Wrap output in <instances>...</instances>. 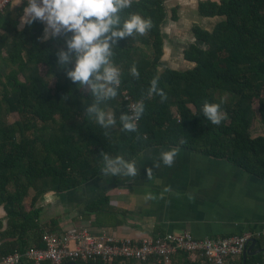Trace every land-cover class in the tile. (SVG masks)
I'll use <instances>...</instances> for the list:
<instances>
[{
  "label": "trees",
  "instance_id": "16d2710c",
  "mask_svg": "<svg viewBox=\"0 0 264 264\" xmlns=\"http://www.w3.org/2000/svg\"><path fill=\"white\" fill-rule=\"evenodd\" d=\"M24 4L0 14V206L6 212L0 217V262L45 247L44 235L58 229L56 221H42L41 199L94 179L101 173V151L137 159L153 148L177 147L264 179V134H258L264 130V0H200L199 15L220 21L211 31L193 26L200 45L185 51V59L195 63L185 71L158 68L169 17L166 0H131L122 14L139 13L151 19L152 27L113 46L110 59L121 69V82L117 95L101 107L117 117L127 112L126 91L135 102L143 99L145 112L135 132L121 131L117 122L107 135L85 113L94 100L88 87L78 86L57 66L56 53L66 47L69 34L42 40L40 21L20 29ZM172 12L176 21L178 9ZM133 65L139 72L135 78L129 71ZM153 78L167 94L165 100L148 95ZM205 100L221 104L225 118L220 124L203 116ZM107 205L102 194L86 206V215ZM255 238L256 248H264V236ZM152 263L118 259L110 264ZM169 264L211 263L178 251ZM225 264H244L243 256ZM246 264H264V253L248 256Z\"/></svg>",
  "mask_w": 264,
  "mask_h": 264
},
{
  "label": "crops",
  "instance_id": "0c3cea01",
  "mask_svg": "<svg viewBox=\"0 0 264 264\" xmlns=\"http://www.w3.org/2000/svg\"><path fill=\"white\" fill-rule=\"evenodd\" d=\"M182 1L177 6L180 8L177 21L187 10L191 30L194 25H199L211 31L220 21L199 15L200 0ZM23 2L14 0L11 8ZM25 25L19 23V28ZM164 34L163 31L164 56L159 66L166 65L173 55ZM179 36L180 33H176L175 37ZM48 39H44L43 31L42 40ZM187 41L179 65H167L165 69L185 71L195 67V63L185 59V51L190 45L200 43L192 31ZM161 149L168 148H153L137 158L134 177H119L101 171L75 190L50 192L39 204L43 208L42 221L49 224L56 221L57 233L82 227L93 235L105 233L117 239H140L184 231L200 239L264 231V179L228 161L179 148L171 167L154 164ZM102 194L108 199L106 209L86 215V206ZM5 216L6 212L0 206V217Z\"/></svg>",
  "mask_w": 264,
  "mask_h": 264
},
{
  "label": "clouds",
  "instance_id": "9594fccd",
  "mask_svg": "<svg viewBox=\"0 0 264 264\" xmlns=\"http://www.w3.org/2000/svg\"><path fill=\"white\" fill-rule=\"evenodd\" d=\"M131 6V0H25L20 23L32 24L40 21L44 24V39L67 35L65 48L56 53L57 66L66 69V76L78 86H87L94 100L85 108L87 117L101 129L107 130L119 122L123 132H135L137 122L145 112L143 99L130 105V111L115 116L113 112L101 107L117 95L121 82V69L110 59L113 46L119 39L143 35L152 27V21L136 12L122 14ZM69 65H71L69 67ZM130 74L138 77L135 65ZM158 95L161 100L167 98L164 90L158 87V78L150 81L148 95ZM201 112L212 124H220L225 118L221 104L205 100ZM179 149L171 147L161 149L154 164L171 167ZM104 174L119 177H134L136 160L124 155L100 152Z\"/></svg>",
  "mask_w": 264,
  "mask_h": 264
},
{
  "label": "built area",
  "instance_id": "2783aa9c",
  "mask_svg": "<svg viewBox=\"0 0 264 264\" xmlns=\"http://www.w3.org/2000/svg\"><path fill=\"white\" fill-rule=\"evenodd\" d=\"M14 0H0V14L4 13ZM25 2V0H23ZM127 112L134 104L131 96L122 92ZM139 122V121H138ZM137 122V124H138ZM262 233H244L225 237L194 238L184 231L179 234H155L140 239H117L105 233L93 235L87 228L71 227L60 233L47 232L44 248H30L24 254L14 253L0 264H106L114 260L153 261L152 264H169L178 251L188 253L192 258H202L211 264H225L230 257L243 254L248 242Z\"/></svg>",
  "mask_w": 264,
  "mask_h": 264
},
{
  "label": "rangeland",
  "instance_id": "374dc122",
  "mask_svg": "<svg viewBox=\"0 0 264 264\" xmlns=\"http://www.w3.org/2000/svg\"><path fill=\"white\" fill-rule=\"evenodd\" d=\"M183 2L182 0H167V8L169 10V17L166 20V22L163 25V31L165 32L164 35H166V40L168 47L170 50H172V56L169 58V62H166L167 64L159 66V70L165 69V66L172 65L173 67H177L179 65V62L182 61V48L188 45V39L190 32L192 31L190 28L191 26V18H189V12L185 10L187 13L185 15H182V18L180 20L174 21L172 18V10L174 8H178V3ZM179 11V10H178ZM183 11V12H185ZM179 30V31H178ZM176 33H180L179 37H175ZM171 63V64H169ZM180 67V66H179ZM181 69H183L181 67ZM15 118H11L10 122H14ZM259 128V127H257ZM258 134H264V130H260ZM49 195V193L47 194ZM35 196V191H32L31 195L27 199V204L30 205L33 201V198ZM46 196V195H45ZM44 196V197H45ZM41 202V201H40ZM40 204V203H39ZM176 233V232H175ZM176 235V234H175Z\"/></svg>",
  "mask_w": 264,
  "mask_h": 264
},
{
  "label": "water",
  "instance_id": "95a60500",
  "mask_svg": "<svg viewBox=\"0 0 264 264\" xmlns=\"http://www.w3.org/2000/svg\"><path fill=\"white\" fill-rule=\"evenodd\" d=\"M256 245H257V240L255 238L251 239L248 242V244H247V246H246V248L242 254L243 259H244V264H246V259L248 256H255L257 254L264 253L263 248L255 249ZM72 264H82V263L75 261ZM86 264H98V263H86Z\"/></svg>",
  "mask_w": 264,
  "mask_h": 264
}]
</instances>
